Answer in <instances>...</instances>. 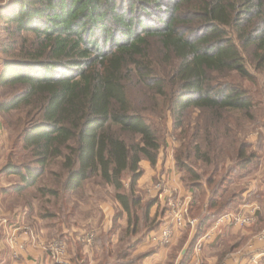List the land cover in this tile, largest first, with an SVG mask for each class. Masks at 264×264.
I'll use <instances>...</instances> for the list:
<instances>
[{"label": "trees", "instance_id": "trees-1", "mask_svg": "<svg viewBox=\"0 0 264 264\" xmlns=\"http://www.w3.org/2000/svg\"><path fill=\"white\" fill-rule=\"evenodd\" d=\"M0 32V114L13 132L0 174L18 178L3 192L29 191L38 206L35 211L24 207L54 237L73 212L66 205L72 193L83 192L92 179L112 188L127 221L119 240L134 241L110 262L106 252L97 264L144 258L129 255L146 234L162 227L157 212L150 216L156 200L144 202L135 191L143 173L140 162L154 165L159 156L160 135L151 116L169 113L174 128L181 129L189 109L207 112L204 147L193 141L185 148L213 164L212 175L200 181L188 163L178 155L174 159L178 170L194 174L186 216L199 215L178 262L185 264L204 227L245 190L219 201L224 183L258 164L257 153L248 150L250 142L237 129L241 119H256L258 101L225 78L236 75L255 84L249 64L264 78V0H5ZM234 112L240 114L231 124L237 133L227 120ZM223 120L219 131L215 127ZM219 135L229 138L228 145L217 144ZM217 161L227 171L216 182ZM204 186L209 195L201 201ZM141 206L143 219L157 218L155 225H137Z\"/></svg>", "mask_w": 264, "mask_h": 264}, {"label": "rangeland", "instance_id": "rangeland-1", "mask_svg": "<svg viewBox=\"0 0 264 264\" xmlns=\"http://www.w3.org/2000/svg\"><path fill=\"white\" fill-rule=\"evenodd\" d=\"M2 0L0 1V4L3 3ZM4 37V34L0 32V39L2 40ZM1 56V54H0ZM249 69L255 73L256 76V83L252 84L249 81L237 77L236 75L228 76L225 78L227 81H233L235 83L240 84L241 86L245 87L249 90L250 94L258 101V106L253 108V113L255 115V120L248 121V120H242L238 126V131H241V133H244V137L247 141L250 142V147H248V150L254 151L257 153L258 157V164L253 165L251 170L245 173L244 175L237 176V174L230 175L229 179L227 180L225 184V190L221 189V194L219 198V201L221 199H225L226 197H231V193L237 192L240 189H245L244 191H251V194L246 193L245 195L242 194L238 200V202H235L237 200H234L235 203H232L231 206L228 208L226 212H223L221 214H218L214 221L224 213L231 212V209L235 210L238 204H240L242 201L245 202H256L259 204L260 210H262L263 217L259 218L258 222H256V230L257 232L254 234L256 235L261 231V229L264 227V88L263 85V74L255 70L252 65L249 64ZM231 115V117L227 118L229 124H233V120L238 118L240 114H236L235 112ZM151 121L155 123L156 127L158 128V132L160 135V149H159V158H161L164 162L167 160H172L174 164V168L177 172V177L181 181V188L183 192L187 195H189L190 191V185L193 182L194 174H188L185 170H178L175 166V157L176 155L179 156L181 161L184 163H188L190 167H192L193 171L200 176V181H205L208 175H212V171L214 169L213 164L207 166L205 162L195 158L193 155L187 154L188 151L185 148L189 142H193L195 144L199 141L200 147H204V137H203V129L204 125H208V118H207V112H200L197 109H189L184 117H183V126L181 129L174 128V121L169 113H165V115L161 118L160 115H153L151 116ZM226 121H222L219 124L216 125V129L219 131H222V127L224 126ZM3 124L4 129L1 127ZM209 126V125H208ZM232 127V125H231ZM237 127L233 125V130L235 133H237V129L234 128ZM215 128H211V131L213 133V137H210L211 139L214 138V130ZM210 129V128H209ZM197 133V134H196ZM222 133V132H221ZM196 134V137L194 138L193 135ZM12 138H13V132L9 130L5 126V119L0 114V166L4 163L7 157V153L10 151L11 144H12ZM186 143H185V142ZM217 144L221 145H228L229 138L223 137L219 135L217 139ZM184 144L181 146V144ZM191 149V148H190ZM202 149V148H201ZM19 150V149H18ZM20 151V150H19ZM191 152V150H189ZM24 153L23 151H20L19 158L22 159L21 154ZM189 155L187 159L186 156ZM23 160V159H22ZM18 161V160H17ZM217 165V171L213 176L215 177V181L217 182L220 177L227 171V166L224 164V167H222V164H220L218 161L216 162ZM231 165V164H230ZM157 177V173L153 176L152 183L150 185H146L143 189L136 188L135 191L140 194L143 201H149L150 199L154 198L156 200V203H158L157 213L159 216V213L161 211V224L163 225L167 224L169 222V213H170V205L167 204L166 201L163 205L160 202V194L166 193L168 189V182L165 180L166 178ZM234 177V178H233ZM18 181V178L16 176H5L0 174V187H2V190L7 188L10 184H14ZM96 179H92L90 182H87L86 185V191L84 192H78L72 193L69 197V201L66 203L68 209L71 210V207L73 206V212L67 221V223H63L62 232H52V235H54V238L50 239L49 241L53 239H63L66 242L67 248H66V254H70V259L78 258L77 263L73 264H84L86 261L87 264H97V262L100 260V258L106 254V252H110L111 257L108 258V262H110L113 255H115L121 248L124 246L130 244L132 241H134V238L126 237L123 240H119V234L123 232V228L125 225H127V221L124 215L119 210V207L117 203L114 201L112 195H113V189L108 188L106 186H100L96 185ZM124 184H125V191L127 189L128 185V176L125 175L123 178ZM217 184V183H216ZM184 186V188H183ZM215 184H211L208 186V190L211 191L213 189ZM166 191V192H165ZM199 194L201 195V201H204L205 198L209 195L207 194V190L204 188H201L199 190ZM7 209H25L23 206L28 205L34 209V211L37 209L38 202L35 201L33 198V195L29 191H24L20 193H15L12 191H8L7 195ZM80 194L83 196L80 197ZM172 194V193H171ZM207 194V195H206ZM174 199L173 202H178L174 197H171ZM181 200H184L185 198H180ZM246 199V200H245ZM193 200V198H192ZM189 204L191 203V201ZM37 204V206H36ZM142 207V208H141ZM139 207L136 212L138 214V223L137 225H155L157 222V218L153 221V218H150L149 220L143 219V206ZM39 208V207H38ZM168 210V217L166 218L167 221L163 220L164 217L167 216ZM188 211V209H187ZM207 213V210L205 209L201 215H204ZM196 214V213H195ZM199 216L198 214H196ZM29 217L35 221L39 225H45L42 220L37 218L35 214L32 212L29 214ZM186 221L189 219L187 216ZM28 217L26 218V220ZM56 223H57V219ZM55 220H48L55 221ZM23 223L26 222L22 219ZM163 221V222H162ZM54 223V222H53ZM187 223V222H186ZM189 223V222H188ZM102 225V226H101ZM106 225V229L102 230V227ZM116 225L117 227L115 230H112L110 234H107V232L110 230L111 227ZM185 225L183 224L182 227L178 229V233L175 234L174 241L171 240L170 243L163 246H168V252H167V260L170 261L171 264H178V257L179 252L183 248L182 244V228ZM65 229L66 232L63 231ZM177 231V230H176ZM92 233L94 236V240L91 243L84 244L78 240V236L80 234H87ZM233 233V232H232ZM178 234V235H177ZM232 235V234H231ZM56 236V237H55ZM231 239L227 236L222 240H219L217 244L214 246L206 247V249H203V253L200 252L199 254L195 255V258L187 263V264H198L202 260L201 258L204 257L206 259H209L218 249H221L223 245L229 243ZM36 242V241H35ZM43 243H46L43 241ZM8 245V244H7ZM208 246V245H207ZM9 247V246H8ZM42 248V247H41ZM10 249V248H9ZM43 249V248H42ZM46 251L45 249H43ZM86 250V251H85ZM11 253L12 250L10 249ZM47 252V251H46ZM48 253V252H47ZM255 253L254 251L252 254ZM65 254V255H66ZM248 254L247 257L248 261L252 257ZM50 256V254L48 253ZM136 256H133V259L135 260ZM52 259V257L50 256ZM65 256L63 257V259ZM55 261L54 259H52ZM93 261L90 263V261ZM166 260V261H167ZM137 261V260H135ZM248 261L246 264H248ZM250 263V261H249ZM111 264V263H110ZM136 264V263H133ZM161 264H165L164 262ZM259 264H264V260L259 262Z\"/></svg>", "mask_w": 264, "mask_h": 264}, {"label": "crops", "instance_id": "crops-1", "mask_svg": "<svg viewBox=\"0 0 264 264\" xmlns=\"http://www.w3.org/2000/svg\"><path fill=\"white\" fill-rule=\"evenodd\" d=\"M140 167L143 173L137 181V188L143 189L146 185H150V183H152L153 176L157 173L156 178L162 176L166 178L165 180L168 182L169 189L167 190V192L165 191L166 193L160 194L159 198L161 204H164L166 201L168 202L167 204L173 202L174 199H172L171 197L175 196V198L178 199L176 201L185 203L189 207V202L190 200H192L193 195L191 192L189 193V195L183 192L181 188V181L177 177V172L174 168L172 160H167L166 162H164L161 158L158 157V160L154 165H151L146 160H142L140 162ZM246 193L251 194V191H244L242 194L245 195ZM8 196L9 194L7 195V193L3 192L2 187H0V264H73L78 262L77 258L76 261H72L73 259H70L72 258L70 257V254H66L65 258L61 261H53L48 253L44 251L38 244L43 241L48 242L50 239H52V237L49 236L51 233V231L49 230L50 228H48L47 225H39L35 221H33L29 217L28 208L24 206L23 207L25 209L21 210L19 208L6 210V202ZM182 197H184L185 199L181 200L180 198ZM244 205H257L259 207V204L256 202L242 201L236 208L238 209ZM157 208L158 203H155L150 210V216H153L157 212ZM260 208L261 207H259L256 212V221L250 226L242 227L223 223L215 227L213 222L214 220L211 221L204 227L201 234L195 240L192 251L185 264L191 262L195 258V255L199 254L200 252L203 253V249H206V247L214 246L218 243L219 240H222L225 237L227 238V236L231 239L229 243L223 245V247L221 249H218L211 257H209V259L202 257V260L198 264H246L249 258L247 257V255L249 254L251 256L253 251H260L261 249V244L256 240V237L254 235L257 232L256 222H258L259 218L263 217L262 210H260ZM231 211H234V209ZM166 212L167 216L163 219L165 221H167L166 218L168 217L169 213L168 210ZM161 215L162 214L160 211L158 216L159 220H161ZM27 217L28 219L26 220ZM22 219L27 222L24 224ZM189 219L193 220V223H189L187 227L185 225L181 230L183 234V248L179 252L177 262L180 261L182 253L189 245L190 241L196 233V224L199 218L198 216H195ZM163 223L160 226H163ZM22 225L29 227L33 231L36 238L35 240L38 241V243H35V241H33L31 238H26L23 243V249L18 250V256L14 257L7 245V235L13 227ZM104 229H106V225L102 227V230ZM63 231L66 232L65 229H63ZM154 232L155 231H151L146 234V236L137 245V247L132 250L131 254L129 255L130 258L133 256L139 257L140 255L146 254L144 258L137 259V261H134V263L161 264V262H164L165 264H171V262H168L167 260L169 245L163 246L154 242L151 238ZM176 233H178V230L175 231V234ZM175 234L173 235V237L175 236ZM205 234H208L207 238H203ZM173 237L171 240L174 241ZM263 260L264 258L261 259V261ZM87 262L88 261H86L84 264H87ZM92 262L93 261L91 260L90 263ZM248 264H250L249 261Z\"/></svg>", "mask_w": 264, "mask_h": 264}, {"label": "built area", "instance_id": "built-area-1", "mask_svg": "<svg viewBox=\"0 0 264 264\" xmlns=\"http://www.w3.org/2000/svg\"><path fill=\"white\" fill-rule=\"evenodd\" d=\"M169 205V222L151 236L152 240L157 244L167 245L170 243L175 231L182 227L183 224L185 225L186 222L190 224L193 223V220H185L188 209L185 203L170 202ZM258 209L259 207L257 205H244L234 211L219 216L215 220L214 226L217 227L223 223L242 227L250 226L256 221V212ZM207 237L208 234H205L203 238ZM26 238H31L33 241H36L33 231L25 225L13 227L8 233L7 244L12 250V255L14 257L18 256V250L23 249V243ZM78 240L84 244H88L94 240V236L92 233L80 234ZM256 240L261 244V249L252 254L249 260L250 264H259L260 260L264 258V227L256 235ZM35 243H38V241ZM38 244L45 249L55 261H61L66 254L67 245L63 239H53L46 243L41 242Z\"/></svg>", "mask_w": 264, "mask_h": 264}]
</instances>
